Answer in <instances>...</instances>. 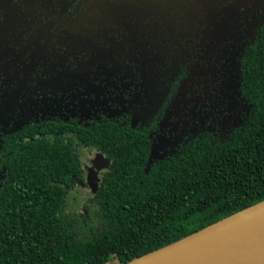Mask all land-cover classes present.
I'll return each instance as SVG.
<instances>
[{
	"label": "flooded vegetation",
	"instance_id": "1",
	"mask_svg": "<svg viewBox=\"0 0 264 264\" xmlns=\"http://www.w3.org/2000/svg\"><path fill=\"white\" fill-rule=\"evenodd\" d=\"M263 24L264 0H0V191L11 147L40 125L72 140L67 199L92 197L111 167L75 140L85 128L140 131L154 159L236 125L242 59Z\"/></svg>",
	"mask_w": 264,
	"mask_h": 264
},
{
	"label": "trees",
	"instance_id": "2",
	"mask_svg": "<svg viewBox=\"0 0 264 264\" xmlns=\"http://www.w3.org/2000/svg\"><path fill=\"white\" fill-rule=\"evenodd\" d=\"M241 96L236 125L154 159L146 135L112 121L78 133L111 159L92 214L66 206L79 174L72 140L45 125L27 132L0 191V264H125L263 200L264 24L242 59Z\"/></svg>",
	"mask_w": 264,
	"mask_h": 264
},
{
	"label": "water",
	"instance_id": "3",
	"mask_svg": "<svg viewBox=\"0 0 264 264\" xmlns=\"http://www.w3.org/2000/svg\"><path fill=\"white\" fill-rule=\"evenodd\" d=\"M125 264H264V199Z\"/></svg>",
	"mask_w": 264,
	"mask_h": 264
},
{
	"label": "rangeland",
	"instance_id": "4",
	"mask_svg": "<svg viewBox=\"0 0 264 264\" xmlns=\"http://www.w3.org/2000/svg\"><path fill=\"white\" fill-rule=\"evenodd\" d=\"M81 155L83 158L88 159L91 157V153H89L86 150L81 151ZM91 198V193L88 191V189L80 190L78 193H72L68 196L67 199V206L70 211L69 213H72V211L76 210L78 212L84 210L86 207H88L89 212L92 214L93 208L89 206V199ZM91 218V217H90ZM93 218V216H92ZM91 221H93L91 219ZM117 261V260H115ZM116 262H113L114 264Z\"/></svg>",
	"mask_w": 264,
	"mask_h": 264
}]
</instances>
